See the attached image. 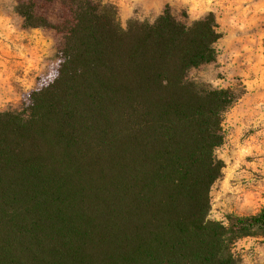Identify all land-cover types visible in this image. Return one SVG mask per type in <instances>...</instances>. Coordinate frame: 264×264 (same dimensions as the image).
Instances as JSON below:
<instances>
[{
  "label": "trees",
  "instance_id": "1",
  "mask_svg": "<svg viewBox=\"0 0 264 264\" xmlns=\"http://www.w3.org/2000/svg\"><path fill=\"white\" fill-rule=\"evenodd\" d=\"M15 1L57 63L0 110V264H239L264 207L209 215L237 94L189 78L217 58L214 11L123 27L98 0Z\"/></svg>",
  "mask_w": 264,
  "mask_h": 264
},
{
  "label": "rangeland",
  "instance_id": "2",
  "mask_svg": "<svg viewBox=\"0 0 264 264\" xmlns=\"http://www.w3.org/2000/svg\"><path fill=\"white\" fill-rule=\"evenodd\" d=\"M112 4L123 27L131 19L153 21L168 4L180 18L214 11L221 34L215 61L193 68L189 78L229 87L237 99L223 116V161L210 190V217L250 215L264 207V0H98ZM15 0H0V110H19L28 92L57 63L53 34L26 27ZM239 264H264V229L236 241Z\"/></svg>",
  "mask_w": 264,
  "mask_h": 264
}]
</instances>
